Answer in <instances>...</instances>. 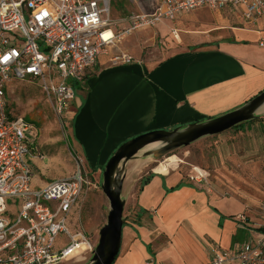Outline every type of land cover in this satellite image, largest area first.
<instances>
[{
    "label": "crops",
    "instance_id": "crops-1",
    "mask_svg": "<svg viewBox=\"0 0 264 264\" xmlns=\"http://www.w3.org/2000/svg\"><path fill=\"white\" fill-rule=\"evenodd\" d=\"M158 1L125 0L111 8V28L129 27V15L150 12ZM263 37L264 21L249 28L238 11L200 8L133 30L109 46L88 69L65 114L85 170L89 164L100 173L94 166L138 135L181 129L249 102L264 90ZM118 54L132 62L114 61ZM256 115L247 127L255 121L264 129V104ZM42 159H33L37 185L51 181L44 180L48 165ZM134 204L113 264H208L210 243L239 244L232 243L238 229L248 235L240 243L264 234L228 217L227 203L209 200L177 169L154 172Z\"/></svg>",
    "mask_w": 264,
    "mask_h": 264
},
{
    "label": "built area",
    "instance_id": "built-area-1",
    "mask_svg": "<svg viewBox=\"0 0 264 264\" xmlns=\"http://www.w3.org/2000/svg\"><path fill=\"white\" fill-rule=\"evenodd\" d=\"M112 1L0 0V264H60L92 249L76 229L74 213L95 183L77 156L71 176L35 184L33 159L45 157L39 152V129L10 108L11 82L37 80L56 113L65 117L76 97L75 83L133 30L200 8L238 11L249 28L264 21V0H159L152 11L129 15V27L114 32ZM113 59L130 63L133 58L118 54ZM188 179L205 186L209 173L194 166ZM238 220L244 223L246 217ZM208 251V264H264V234L230 248L213 242Z\"/></svg>",
    "mask_w": 264,
    "mask_h": 264
},
{
    "label": "rangeland",
    "instance_id": "rangeland-1",
    "mask_svg": "<svg viewBox=\"0 0 264 264\" xmlns=\"http://www.w3.org/2000/svg\"><path fill=\"white\" fill-rule=\"evenodd\" d=\"M124 2L125 0H113L112 9L114 7L119 9ZM79 87L80 83H75L76 91ZM7 98L10 108L14 109L16 114L24 116L39 129V152L45 156L42 160L48 165L46 169L48 177L44 180L58 179L64 174V177L71 176L77 170V154L74 152L71 124L67 117H61L56 113L39 82L14 80L9 84ZM248 122L250 121H245L242 125L221 134L204 136L162 158L152 154L146 155L148 150L158 148L159 144L141 151L125 168L122 191V198L125 200L123 217L126 218L133 213L134 200L140 189L141 179L154 174L159 161L176 155L181 160L177 170L187 180L194 166L201 167L209 173V181L205 186L190 183L204 191L209 200L227 203V208L231 209L228 217L236 221L239 215H244L245 224L249 229L264 233V129L255 125V121L252 122L253 126L247 127ZM68 132L71 134L69 139ZM55 158L59 160L56 161ZM105 165L106 163L98 162L94 167H100L103 172ZM86 168L95 187L93 186L86 197L81 199L74 213V221L76 229L82 230L85 234L88 241L86 246L90 245L92 249L84 252L81 260L74 257L60 264H88L91 261L93 250L99 240V231L107 222L110 211L109 199L102 190L101 172H95L89 164H86ZM58 241L63 242L64 236L60 235Z\"/></svg>",
    "mask_w": 264,
    "mask_h": 264
},
{
    "label": "water",
    "instance_id": "water-1",
    "mask_svg": "<svg viewBox=\"0 0 264 264\" xmlns=\"http://www.w3.org/2000/svg\"><path fill=\"white\" fill-rule=\"evenodd\" d=\"M264 104V90L243 106L209 120L193 122L184 128L154 130L143 133L122 143L106 162L102 172V190L110 202L107 222L99 231V240L88 264H113L119 254L125 200L122 198L125 168L128 161L153 144L146 155L162 158L173 150L188 146L196 140L221 134L237 125L256 118V112Z\"/></svg>",
    "mask_w": 264,
    "mask_h": 264
},
{
    "label": "bare ground",
    "instance_id": "bare-ground-1",
    "mask_svg": "<svg viewBox=\"0 0 264 264\" xmlns=\"http://www.w3.org/2000/svg\"><path fill=\"white\" fill-rule=\"evenodd\" d=\"M156 144H153L151 145L150 147L148 148H151L153 146H155ZM180 158H178L176 155H172V156H169V157H166L164 160L162 161H159L158 165L155 167V172L157 173H164V174H167L169 173L170 171L174 170V169H177V167L179 166L180 164ZM79 254V255H78ZM82 253H80L79 251L76 252L75 256L78 255V259L81 260L83 259V256L81 255ZM74 256V257H75ZM72 259V258H70ZM69 260V259H68Z\"/></svg>",
    "mask_w": 264,
    "mask_h": 264
},
{
    "label": "trees",
    "instance_id": "trees-1",
    "mask_svg": "<svg viewBox=\"0 0 264 264\" xmlns=\"http://www.w3.org/2000/svg\"><path fill=\"white\" fill-rule=\"evenodd\" d=\"M251 99H252V98H251ZM212 118H214V117H204V118L198 120V122H199V121L209 120V119H212ZM242 124H243V123L237 125L236 127H238V126H240V125H242ZM153 175H154V174H151V175L148 176L147 178H142V179H141V186H140V189H141L145 184H147V183L149 182L150 178H151ZM181 185H182V184H180V185L177 186V187H180ZM174 189H176V188H174ZM223 218H224V217H221V219H223ZM247 238H248V235L246 234V232L243 231L242 229H238L237 233L233 236L232 243H233V245H234L235 243H240V242H242V241H245Z\"/></svg>",
    "mask_w": 264,
    "mask_h": 264
}]
</instances>
